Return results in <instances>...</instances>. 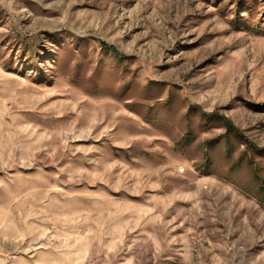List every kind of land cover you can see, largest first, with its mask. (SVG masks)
Wrapping results in <instances>:
<instances>
[{
  "label": "rangeland",
  "instance_id": "rangeland-1",
  "mask_svg": "<svg viewBox=\"0 0 264 264\" xmlns=\"http://www.w3.org/2000/svg\"><path fill=\"white\" fill-rule=\"evenodd\" d=\"M256 167L264 0H0V264H264Z\"/></svg>",
  "mask_w": 264,
  "mask_h": 264
},
{
  "label": "trees",
  "instance_id": "trees-1",
  "mask_svg": "<svg viewBox=\"0 0 264 264\" xmlns=\"http://www.w3.org/2000/svg\"><path fill=\"white\" fill-rule=\"evenodd\" d=\"M112 51H115V50H112ZM115 53H117V52H115ZM210 115L215 116L214 114H210ZM224 123H225V127H226V133L224 134L223 137L227 138L226 144H225L227 158L234 159L235 153H236L235 147H234V141H235V139H238L246 145V148L240 154L238 159L243 160V161L246 159L250 165H253V167L256 166L255 161H254V157H256L257 155H261V152L259 151V149H257L255 146H252V144L249 141H247L245 139V137L243 135H241L238 130L234 129L231 122L228 119L225 118ZM215 141H217V140H215ZM208 143L211 144L212 142L209 141ZM244 144H242V145L244 146ZM181 153L186 154V152H184V151H181ZM207 156H210V155L208 154ZM207 156H206L205 160L207 162V165H210V163H212V160H211V158L208 159ZM219 168H225V167H221V166L218 167V166L214 165V166H210V167L206 168V170L211 171L213 169L216 170ZM231 169L234 171V166H232ZM256 170H257V167L255 168V174H256L255 177H257V180L259 182H263V180H264L263 175L260 172H258V170L257 171ZM259 190H261V193H262L261 197H262L264 195V185H262V183L259 187Z\"/></svg>",
  "mask_w": 264,
  "mask_h": 264
}]
</instances>
